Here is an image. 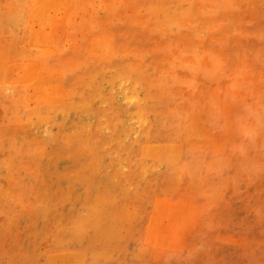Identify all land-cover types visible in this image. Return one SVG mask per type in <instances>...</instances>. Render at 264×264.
Returning a JSON list of instances; mask_svg holds the SVG:
<instances>
[{
	"label": "rangeland",
	"instance_id": "rangeland-1",
	"mask_svg": "<svg viewBox=\"0 0 264 264\" xmlns=\"http://www.w3.org/2000/svg\"><path fill=\"white\" fill-rule=\"evenodd\" d=\"M0 264H264V0H0Z\"/></svg>",
	"mask_w": 264,
	"mask_h": 264
},
{
	"label": "bare ground",
	"instance_id": "bare-ground-1",
	"mask_svg": "<svg viewBox=\"0 0 264 264\" xmlns=\"http://www.w3.org/2000/svg\"><path fill=\"white\" fill-rule=\"evenodd\" d=\"M135 134H136V132L133 133V135H135ZM180 223H181V222H180Z\"/></svg>",
	"mask_w": 264,
	"mask_h": 264
}]
</instances>
